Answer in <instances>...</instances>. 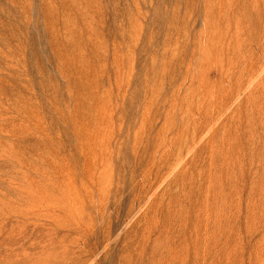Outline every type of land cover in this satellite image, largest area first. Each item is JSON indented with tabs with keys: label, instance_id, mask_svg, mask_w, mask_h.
Wrapping results in <instances>:
<instances>
[{
	"label": "rangeland",
	"instance_id": "rangeland-1",
	"mask_svg": "<svg viewBox=\"0 0 264 264\" xmlns=\"http://www.w3.org/2000/svg\"><path fill=\"white\" fill-rule=\"evenodd\" d=\"M0 264H264V0H0Z\"/></svg>",
	"mask_w": 264,
	"mask_h": 264
}]
</instances>
